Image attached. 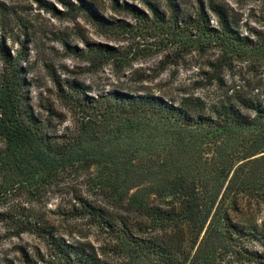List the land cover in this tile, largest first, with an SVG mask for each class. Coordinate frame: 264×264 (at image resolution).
<instances>
[{
	"label": "trees",
	"instance_id": "trees-1",
	"mask_svg": "<svg viewBox=\"0 0 264 264\" xmlns=\"http://www.w3.org/2000/svg\"><path fill=\"white\" fill-rule=\"evenodd\" d=\"M38 1L56 16L82 14L102 31H127L126 22L104 18L88 0H61L68 13ZM195 2L193 17L184 15L175 0H167L168 14L150 0L144 1L149 14L126 1L114 0L113 8L140 22L193 28L224 51L252 45L222 5L206 2L213 25L202 0ZM64 45L92 62L124 60L110 46ZM25 50L23 42L13 56L0 38V194L21 191L40 208L41 198L61 177L77 171L87 175L89 189L72 192L71 201L58 209L65 222H82L74 227L78 237L59 232L40 209L0 213V222L12 229L10 237L29 233L44 245V251L34 254L22 251L23 264H212L221 250L228 252L243 239L264 248V221L251 212L264 207V164L259 167L264 159V97L236 95L208 104L198 96L175 102L119 89L94 95L76 79L52 75L58 98L72 114L71 127L57 133L52 118L58 113L47 107L49 116L42 117L30 103ZM233 135L246 160L233 170L217 201L218 193L200 188L172 151H185L197 137ZM90 230L100 236L98 246L83 239ZM253 255L260 263L259 255Z\"/></svg>",
	"mask_w": 264,
	"mask_h": 264
},
{
	"label": "rangeland",
	"instance_id": "rangeland-1",
	"mask_svg": "<svg viewBox=\"0 0 264 264\" xmlns=\"http://www.w3.org/2000/svg\"><path fill=\"white\" fill-rule=\"evenodd\" d=\"M56 10L66 12L61 0H43ZM77 3V0H68ZM98 14L108 20L126 22L127 31L105 32L82 14L56 16L38 0H0V38L6 50L15 55L24 42L26 45L23 65L28 68L30 81L28 96L33 110L42 117L49 116L47 107L57 116L52 127L57 133L72 125L70 109L58 98V90L52 75L59 79H76L89 87L90 94L119 89L129 92H151L178 102L184 96H198L206 103H217L239 95L249 99L264 97V0H213L222 5L238 26V33L252 40L249 47L223 50L219 45L207 43L193 28L154 24L137 21L125 11L114 10V0H88ZM132 3L149 14L145 0H116ZM168 14L167 0H150ZM180 11L194 15L195 0H175ZM202 0L204 10L215 25V17ZM195 33V34H194ZM64 41L77 48L99 44L116 49L123 61L87 60L69 52ZM226 52V53H225ZM225 55V56H224ZM98 61V62H97ZM2 60L0 57V67ZM218 76L219 78L215 79ZM63 81V80H62ZM170 130V129H169ZM196 138L185 151L174 148L173 156L182 160L190 177L199 187L218 193L223 189L237 165L246 159L241 157L235 145L236 135ZM250 136H245V140ZM231 139V140H230ZM188 140V139H186ZM176 151V152H175ZM263 153L257 154V157ZM264 159L260 163L263 168ZM228 172L225 179L224 175ZM222 188H221V184ZM264 192V184L261 185ZM3 191V188H0ZM89 189L88 178L83 171L65 174L45 196L41 207L21 191L6 190L0 194V213L7 211L26 213L30 208L44 212L59 232L78 237L80 221L65 222L58 213L71 201L72 192L84 194ZM246 203L244 202L243 205ZM258 221H264V207L252 209ZM85 226V225H84ZM86 229L87 226H85ZM12 229L0 222V264H23L22 251L34 254L44 251V245L32 234L9 236ZM84 240L98 246L102 240L95 230ZM240 247L248 251L241 250ZM236 251H238L236 253ZM254 253L260 263L254 262ZM212 264H264V248L255 240L243 239L239 246L228 252L221 250Z\"/></svg>",
	"mask_w": 264,
	"mask_h": 264
}]
</instances>
